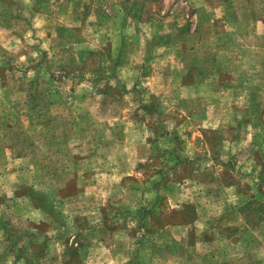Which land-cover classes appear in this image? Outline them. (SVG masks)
I'll use <instances>...</instances> for the list:
<instances>
[{"label":"rangeland","instance_id":"374dc122","mask_svg":"<svg viewBox=\"0 0 264 264\" xmlns=\"http://www.w3.org/2000/svg\"><path fill=\"white\" fill-rule=\"evenodd\" d=\"M0 264H264V0H0Z\"/></svg>","mask_w":264,"mask_h":264}]
</instances>
